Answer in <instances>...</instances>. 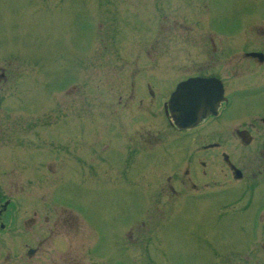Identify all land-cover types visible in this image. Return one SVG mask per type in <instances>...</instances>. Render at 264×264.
<instances>
[{
	"label": "rangeland",
	"instance_id": "1",
	"mask_svg": "<svg viewBox=\"0 0 264 264\" xmlns=\"http://www.w3.org/2000/svg\"><path fill=\"white\" fill-rule=\"evenodd\" d=\"M153 1L105 5L104 0H0V66L10 72L1 90L0 116H14L18 129L26 115L62 119L58 126L52 122L49 130L61 133L66 151L60 187L56 171L46 175L45 170L17 165L14 192L41 195L60 190L65 206L77 209L76 243L82 255L84 246L95 243L109 264H211L209 246L227 252L249 243L257 246L260 237L251 233L249 213L241 212L249 208L242 201L224 202L218 213L211 201L185 203V194L158 200L167 176L183 175L189 138L173 132L162 119L146 121L148 129L159 130L160 140L145 138L126 160L114 156L112 169H105L106 153H118L121 137L141 125L126 114L135 106L128 104L127 111L117 101L113 108L109 105L111 89L118 92L124 82L121 66H153L146 49L168 50L174 33L184 40L179 27L156 30ZM229 8L225 3V16L231 15ZM199 28L193 26L191 34L199 36ZM126 33L156 35L158 45L152 48L153 36L145 42L137 36L127 44ZM161 62L166 65L165 58ZM77 137L82 155L93 157L91 176L79 177L74 168ZM110 137L113 146L108 147ZM9 188L0 186V192ZM127 228L129 238L123 234ZM126 238L128 245L123 244ZM233 257L229 252L218 264H234ZM103 262L97 257L93 264ZM241 264H264V255L257 263Z\"/></svg>",
	"mask_w": 264,
	"mask_h": 264
},
{
	"label": "flooded vegetation",
	"instance_id": "2",
	"mask_svg": "<svg viewBox=\"0 0 264 264\" xmlns=\"http://www.w3.org/2000/svg\"><path fill=\"white\" fill-rule=\"evenodd\" d=\"M116 1L104 0V4ZM257 2L154 0L153 26L156 30L173 31L179 27L184 40L174 33L168 50L146 49L145 56L154 61L153 66H121L124 82L118 92L111 89L109 95L111 108L114 101L125 108L128 104L135 106V111L126 114L132 123L139 121L141 125L121 137L118 153H106L107 172L112 169L114 156L117 159L121 155L126 160L145 138L153 143L160 140L159 130L148 129L145 122L162 119L189 142L182 159L183 175L167 176L168 185L159 188L158 200L185 194V203L211 201L217 204L218 213L224 202L242 201L248 206L249 210L241 212L247 216L249 213L251 233L260 237L259 243H249L244 249L231 247L227 252L209 246L211 264H218L229 252L235 255L231 260L234 264L257 263L264 255V1ZM225 3L230 5L231 15H224ZM181 12L183 16L177 17ZM215 12L216 17L211 14ZM127 24L130 28L136 26ZM193 26L200 27L199 36L191 34ZM227 26L233 28L226 29ZM124 36L127 44L137 36L143 42L153 36L152 48L158 45L156 35ZM162 58L166 65L161 64ZM9 78L10 72L0 66V99ZM194 78L221 87L222 98L198 124L180 129L174 120L183 118L182 111L174 109L170 101L178 85ZM183 99L180 92L175 97L177 105ZM7 117L0 116V186L10 187L8 192H0V264H93L97 257L103 259L101 264H109L95 243L84 246L83 255L80 253V243H76L80 235L77 209L65 206L60 190L41 195L14 192L17 165L45 170L46 175L56 171L61 181L65 168L64 137L59 136L61 133L55 135L58 132L49 130V126L54 121L58 126L62 119L26 115L19 120L18 129V120L12 115ZM76 140L74 168L79 177L82 173L91 176L95 173L93 157L82 155L78 137ZM107 146H113L112 137ZM130 232L127 228L123 234L129 238ZM128 238L123 244L130 243Z\"/></svg>",
	"mask_w": 264,
	"mask_h": 264
},
{
	"label": "water",
	"instance_id": "3",
	"mask_svg": "<svg viewBox=\"0 0 264 264\" xmlns=\"http://www.w3.org/2000/svg\"><path fill=\"white\" fill-rule=\"evenodd\" d=\"M211 81L194 78L178 85L170 104L182 111V117L176 118L174 124L180 129L191 128L198 124L202 116L212 111L221 100V87L212 86ZM181 92L185 99L179 100L178 105L175 97Z\"/></svg>",
	"mask_w": 264,
	"mask_h": 264
}]
</instances>
